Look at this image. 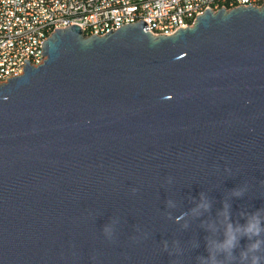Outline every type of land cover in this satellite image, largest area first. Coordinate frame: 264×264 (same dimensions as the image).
Segmentation results:
<instances>
[{
	"label": "water",
	"instance_id": "water-1",
	"mask_svg": "<svg viewBox=\"0 0 264 264\" xmlns=\"http://www.w3.org/2000/svg\"><path fill=\"white\" fill-rule=\"evenodd\" d=\"M146 29L55 28L0 83V264H264V4Z\"/></svg>",
	"mask_w": 264,
	"mask_h": 264
},
{
	"label": "built area",
	"instance_id": "built-area-1",
	"mask_svg": "<svg viewBox=\"0 0 264 264\" xmlns=\"http://www.w3.org/2000/svg\"><path fill=\"white\" fill-rule=\"evenodd\" d=\"M264 0H0V83L22 74L18 61L37 66L42 42L62 20L83 34L102 36L139 20L153 35H171L191 27L204 10L260 7ZM43 56V57H41Z\"/></svg>",
	"mask_w": 264,
	"mask_h": 264
},
{
	"label": "clouds",
	"instance_id": "clouds-1",
	"mask_svg": "<svg viewBox=\"0 0 264 264\" xmlns=\"http://www.w3.org/2000/svg\"><path fill=\"white\" fill-rule=\"evenodd\" d=\"M239 231V229H238ZM264 232V228L260 227V222L258 219L253 218L252 221L243 229V234L248 237L249 241H252L249 245L248 252L257 253L261 250V245L264 244V239H260L261 233ZM253 237H256L253 241ZM235 236L229 232V239L227 241V246L235 247L233 241ZM248 252H242L241 256L243 259H248ZM261 257L258 255H252L251 264H260Z\"/></svg>",
	"mask_w": 264,
	"mask_h": 264
},
{
	"label": "bare ground",
	"instance_id": "bare-ground-1",
	"mask_svg": "<svg viewBox=\"0 0 264 264\" xmlns=\"http://www.w3.org/2000/svg\"><path fill=\"white\" fill-rule=\"evenodd\" d=\"M66 26H69V20H62L61 21V28H65ZM26 62L28 60H19L18 61V71H23L24 66L26 65Z\"/></svg>",
	"mask_w": 264,
	"mask_h": 264
}]
</instances>
